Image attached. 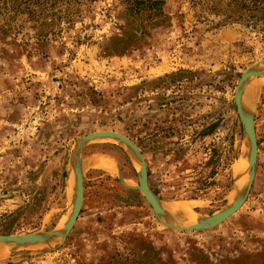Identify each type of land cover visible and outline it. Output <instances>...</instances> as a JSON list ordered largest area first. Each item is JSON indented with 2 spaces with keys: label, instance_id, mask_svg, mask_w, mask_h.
<instances>
[{
  "label": "rangeland",
  "instance_id": "374dc122",
  "mask_svg": "<svg viewBox=\"0 0 264 264\" xmlns=\"http://www.w3.org/2000/svg\"><path fill=\"white\" fill-rule=\"evenodd\" d=\"M203 1L0 0V234L63 227L72 147L97 130L139 147L148 185L176 221L230 201L247 166L234 92L264 41L222 24ZM245 99L257 162L225 221L198 231L161 224L118 181L117 168L137 184L122 145L97 139L82 150V206L65 240L1 244L0 264H264V74Z\"/></svg>",
  "mask_w": 264,
  "mask_h": 264
},
{
  "label": "water",
  "instance_id": "95a60500",
  "mask_svg": "<svg viewBox=\"0 0 264 264\" xmlns=\"http://www.w3.org/2000/svg\"><path fill=\"white\" fill-rule=\"evenodd\" d=\"M264 74V57L251 64L245 69L240 76L235 92H234V105L236 115L241 126V132L245 139L246 145V169L243 184L237 183L240 179L238 175H234L232 190L234 195L230 198V201L226 203L217 212L205 216L199 217L195 220L188 222H178L170 212L165 209L160 199L151 191L148 185L146 163L139 147L127 136L113 131V130H97L88 132L80 136L74 143L71 153L69 164L72 169V189H71V209L66 221L61 229H53L44 232H29V233H17V234H0V245L9 246H27V245H41L47 244L59 238V242L56 246L60 245L66 238L67 234L74 225L77 216L80 212L83 200V169H82V150L85 144L97 139H110L116 141L126 151L129 156L133 168L137 177V184L135 186L127 185L123 182L120 175V170L117 168L118 181L123 186L137 190L141 193L144 200L151 207L155 218L163 225L180 231H198L211 229L231 215H233L246 200L253 181V175L255 172L257 162V139L254 125L253 112L247 104L245 94L249 85L259 76ZM68 178H70L68 171ZM242 181V180H241ZM240 185V186H239ZM70 186V185H69ZM240 187L242 189L239 191ZM239 188V189H238ZM236 192V194H235Z\"/></svg>",
  "mask_w": 264,
  "mask_h": 264
},
{
  "label": "trees",
  "instance_id": "16d2710c",
  "mask_svg": "<svg viewBox=\"0 0 264 264\" xmlns=\"http://www.w3.org/2000/svg\"><path fill=\"white\" fill-rule=\"evenodd\" d=\"M200 5L204 10L222 16V24L241 23L264 41V0H204Z\"/></svg>",
  "mask_w": 264,
  "mask_h": 264
},
{
  "label": "bare ground",
  "instance_id": "6f19581e",
  "mask_svg": "<svg viewBox=\"0 0 264 264\" xmlns=\"http://www.w3.org/2000/svg\"><path fill=\"white\" fill-rule=\"evenodd\" d=\"M106 167L107 170H112L111 167L109 165H104ZM72 169L70 168L69 170V175H70V178H69V181H70V191L72 189V183H73V179H72ZM241 182V181H240ZM240 182H237V183H240ZM181 207V206H180Z\"/></svg>",
  "mask_w": 264,
  "mask_h": 264
}]
</instances>
